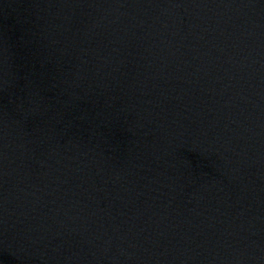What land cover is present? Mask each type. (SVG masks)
I'll return each instance as SVG.
<instances>
[{"label": "water", "instance_id": "obj_1", "mask_svg": "<svg viewBox=\"0 0 264 264\" xmlns=\"http://www.w3.org/2000/svg\"><path fill=\"white\" fill-rule=\"evenodd\" d=\"M0 264H264V166L157 0H0Z\"/></svg>", "mask_w": 264, "mask_h": 264}]
</instances>
